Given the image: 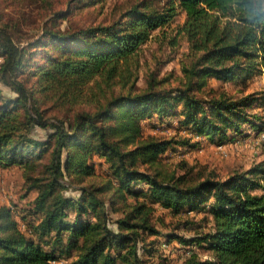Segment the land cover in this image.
I'll return each instance as SVG.
<instances>
[{
  "label": "trees",
  "instance_id": "trees-1",
  "mask_svg": "<svg viewBox=\"0 0 264 264\" xmlns=\"http://www.w3.org/2000/svg\"><path fill=\"white\" fill-rule=\"evenodd\" d=\"M12 1L37 12L28 23L24 11L12 16L0 4V167H18L35 195L24 229L0 206V264H152L156 248L146 238L159 233L154 205L208 217L205 231L166 234V243L208 253L188 251L181 264H264V180L257 178L264 167L224 178L195 172L164 161L173 138L143 135L146 120L181 117L194 138H258L259 98L243 93L264 74L258 0H137L100 22L75 16L105 0H67L57 9L53 0ZM180 14L169 39L187 43L179 73L153 69L139 87L143 45ZM23 25L40 33L20 44ZM211 78L241 84L240 94L210 86ZM34 127L48 132L37 138ZM189 139L181 145L194 147ZM95 157L109 176L99 177Z\"/></svg>",
  "mask_w": 264,
  "mask_h": 264
},
{
  "label": "rangeland",
  "instance_id": "rangeland-1",
  "mask_svg": "<svg viewBox=\"0 0 264 264\" xmlns=\"http://www.w3.org/2000/svg\"><path fill=\"white\" fill-rule=\"evenodd\" d=\"M0 1L1 5L6 6L7 3L9 4V6L4 8L5 13L16 16L17 11H24L28 17L27 21L36 20V9L32 11L19 9L12 0ZM53 1L55 9L64 7L67 2V0ZM136 1L105 0L102 4H92L77 11L76 14L79 12L80 14H77L75 19L79 20L78 22L110 21ZM183 19V14L176 16L169 26L165 27L162 31H155L152 37L143 45L139 79L137 81L139 87L145 85L147 74L153 69H158L159 75L167 72L173 75L179 73V61L183 53L187 51V43L184 38L180 37L177 44L172 46L169 43V39L173 35L175 26L181 24ZM28 23L30 22L28 21ZM22 29L24 33L21 36L25 34L27 37H20V44L28 42L26 40H29V36H37L40 33L38 32L40 29H30L26 25H23ZM209 85L216 89L224 87L231 93H238L237 95L240 94L239 91L242 87L239 83H221L214 78L209 80ZM3 90L8 94L6 88H3ZM243 93H251L259 98V104L253 112L262 113L264 116V74L250 80ZM179 118H172L169 121L146 120L143 122V135L145 137L152 135L165 139L173 138L175 142H178L173 143L172 147L163 154L164 161L168 164L176 166L179 162H185L187 166L193 167L195 172L204 168L207 171L213 170L222 178L235 171H247L257 166L264 167V143H257L256 137L252 136L250 139L247 137L236 142H216L215 139L211 140L204 137L194 138L191 132L183 129ZM47 132L48 130L39 127H34L32 130L33 136L37 138H44ZM186 138H190L189 141L196 145L194 147L181 145V140ZM94 163L99 177L104 178L109 176L106 164L102 159L95 157ZM257 178L264 180V175ZM71 194L76 195L77 192L74 191ZM34 195L33 192H26L23 185L22 173L18 167H0V206L10 207L14 211V216L22 229H24V225L26 224L29 202L33 199ZM154 208L151 222L159 233L149 235L146 238V243H151L156 248L155 254L150 258L152 264H181L191 251L200 258L208 256V253L199 245H182L176 240L168 243L165 242L167 240L166 234L170 232H176L181 236H189L193 233L188 232L191 231L188 230L189 228L199 226L198 230H207L209 228V221L206 214L203 212L173 214L157 205H154Z\"/></svg>",
  "mask_w": 264,
  "mask_h": 264
},
{
  "label": "clouds",
  "instance_id": "clouds-1",
  "mask_svg": "<svg viewBox=\"0 0 264 264\" xmlns=\"http://www.w3.org/2000/svg\"><path fill=\"white\" fill-rule=\"evenodd\" d=\"M264 12V0H258V7L253 15Z\"/></svg>",
  "mask_w": 264,
  "mask_h": 264
},
{
  "label": "built area",
  "instance_id": "built-area-1",
  "mask_svg": "<svg viewBox=\"0 0 264 264\" xmlns=\"http://www.w3.org/2000/svg\"><path fill=\"white\" fill-rule=\"evenodd\" d=\"M257 143H264V129L262 132L259 134L258 138H256Z\"/></svg>",
  "mask_w": 264,
  "mask_h": 264
},
{
  "label": "crops",
  "instance_id": "crops-1",
  "mask_svg": "<svg viewBox=\"0 0 264 264\" xmlns=\"http://www.w3.org/2000/svg\"><path fill=\"white\" fill-rule=\"evenodd\" d=\"M248 139H250V138H248Z\"/></svg>",
  "mask_w": 264,
  "mask_h": 264
}]
</instances>
